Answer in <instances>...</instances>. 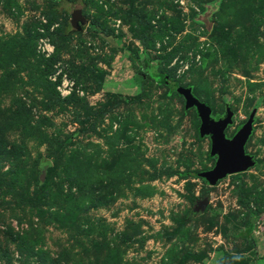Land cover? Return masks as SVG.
Masks as SVG:
<instances>
[{"label": "rangeland", "instance_id": "1", "mask_svg": "<svg viewBox=\"0 0 264 264\" xmlns=\"http://www.w3.org/2000/svg\"><path fill=\"white\" fill-rule=\"evenodd\" d=\"M187 87L253 168L198 177ZM0 144V264H264V0H0Z\"/></svg>", "mask_w": 264, "mask_h": 264}, {"label": "water", "instance_id": "2", "mask_svg": "<svg viewBox=\"0 0 264 264\" xmlns=\"http://www.w3.org/2000/svg\"><path fill=\"white\" fill-rule=\"evenodd\" d=\"M88 25V20L83 16L82 10L76 9L71 14L70 26L76 32H81ZM185 105L194 108L200 121L198 135L200 138L210 140L209 157L216 158L214 166L198 173V177L210 186H215L227 176L248 171L256 165L255 157L246 152V144L253 133L254 110L248 119L237 128L235 133L228 137L226 130L234 123V112L225 106L223 114L213 117L212 109L208 104L199 100L192 93V88L181 90ZM50 162L43 163L40 179L43 181L46 168ZM208 206L207 199L199 201L194 212H203Z\"/></svg>", "mask_w": 264, "mask_h": 264}, {"label": "trees", "instance_id": "3", "mask_svg": "<svg viewBox=\"0 0 264 264\" xmlns=\"http://www.w3.org/2000/svg\"><path fill=\"white\" fill-rule=\"evenodd\" d=\"M148 66H151L150 64H147ZM152 67V66H151ZM15 146H12L10 149H8L7 147H1L0 144V156L1 155H6L7 157H9L11 160L13 161H18V156L19 153L18 151L15 149ZM49 167V166H48ZM242 200L244 201V205L246 207V209L248 208V204L245 202V197H243V195H241ZM253 214V212H251Z\"/></svg>", "mask_w": 264, "mask_h": 264}]
</instances>
